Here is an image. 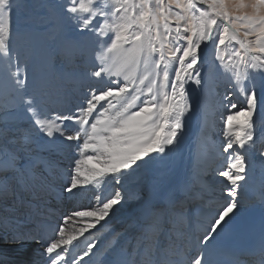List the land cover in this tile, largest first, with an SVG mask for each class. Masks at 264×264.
<instances>
[{
  "label": "snow or ice",
  "instance_id": "6c2138e0",
  "mask_svg": "<svg viewBox=\"0 0 264 264\" xmlns=\"http://www.w3.org/2000/svg\"><path fill=\"white\" fill-rule=\"evenodd\" d=\"M15 7L16 0H0V77L11 94L4 110H21L30 124L0 127V205L12 202L0 209V264H80L93 253L95 241L79 255L73 241L104 228L130 199L125 186L143 191V173L179 149L193 92L206 91L209 77L228 89L223 139L213 148L226 163L216 171L222 202H211L200 172L163 194L148 188L130 222L137 243L102 264H217L223 249L215 242L243 207L249 156L264 166V0L42 4L48 12L39 53L13 47L31 35L13 33ZM57 57L64 67L53 73ZM53 75L87 91L75 103L65 90L53 96L45 87ZM89 185L101 190L87 206L57 216ZM194 202L207 210L193 214ZM236 255L264 264V232L256 249Z\"/></svg>",
  "mask_w": 264,
  "mask_h": 264
},
{
  "label": "bare ground",
  "instance_id": "6f19581e",
  "mask_svg": "<svg viewBox=\"0 0 264 264\" xmlns=\"http://www.w3.org/2000/svg\"><path fill=\"white\" fill-rule=\"evenodd\" d=\"M15 32L17 31L13 33ZM44 35L45 34H43V36L41 35L43 38H39L38 35L31 34L27 44L24 40H13V47L18 50H23L26 46H30L34 50H36L35 48L43 49L45 46L43 41ZM35 43H38L37 45H40V47H35ZM63 67L62 61L57 57L54 60L53 73L61 70ZM217 83L227 87V82L224 79H216L215 82H213L212 78L209 77L206 91L201 89L193 92V111L187 117L179 149L170 154L163 163L143 173V191L137 189L134 185H126L125 191L130 194V199L127 200L123 206H117L115 213L111 215L106 222H102L105 224V227L100 228L98 225L97 228L99 231L95 229L90 230V232L85 233L83 237H78L77 240L73 241V251L77 255L87 250V242L95 241V247L93 249L94 254L90 253L80 264H102L103 261L122 253L124 249L123 246L129 238H133L134 240L132 246L137 243V231L131 227L130 222L139 213L144 199L148 198V188L157 187L159 191L166 187L171 189L176 185L190 181L198 172H200L201 177L202 174L208 173L211 175V179L214 182L213 185L210 183L207 184L210 189L208 197L213 204L216 201L222 202V191H219L221 188H225V184L220 182L222 178L216 175V169V171L213 170L209 172V169L206 171L207 162L213 159V157H216L215 155H209L208 151L212 146L211 143L218 145L223 139V132H221V130L223 131L222 120L221 118L218 120L213 115L219 112H222L220 115H223V112L225 113L226 111L222 103V96L225 91L216 93L213 90V85ZM45 87L47 90L52 89L57 92L61 90H65L68 93L75 92L77 97H80L81 93L87 91L86 84L60 81L55 79L54 75L49 77ZM195 87V85H192L193 89H195ZM52 95L55 96L56 94ZM234 97L236 102H242V98L239 94ZM10 99L11 94L3 78L0 77V125L8 122L6 125L9 127H15L16 125L24 128L29 127L30 122L25 119V114L21 110H4V106L9 103ZM205 123L208 129L206 130L205 128L203 133L201 128ZM218 127L221 129L220 132L216 129ZM259 147L260 145L258 143V148ZM57 159L60 160L63 168L69 167L70 161L67 156L57 157ZM249 160L252 165L249 169V178L247 182L243 184V187L239 189L243 207L236 215V218L239 216L242 217L249 208L252 209L254 216L246 230L249 233L255 232L258 235H262V232H264V186L261 181V174L264 178V166L259 163L258 158L249 156ZM201 168L203 169L202 172ZM100 190L101 189L96 186H87V190H81V194L76 198L64 201L59 206L60 212L57 213V216L69 213L74 207H78L75 205L79 202L82 204L81 207L87 206L92 201L94 192ZM102 190L105 195H109L112 191L111 186L104 187ZM11 203V201H8L7 205H0V209L11 205ZM251 203H253V205H251ZM197 207H203L207 210L208 204L193 205V207H190V211L195 214ZM9 211H11V208H9ZM51 222L56 223V220H52ZM69 231H71V228Z\"/></svg>",
  "mask_w": 264,
  "mask_h": 264
},
{
  "label": "rangeland",
  "instance_id": "374dc122",
  "mask_svg": "<svg viewBox=\"0 0 264 264\" xmlns=\"http://www.w3.org/2000/svg\"><path fill=\"white\" fill-rule=\"evenodd\" d=\"M58 2H59V0H16V7H15V9L12 13V17H11L12 31L14 32V31H26L27 30V31H30L31 34H35V35H38L39 38H43L42 36L44 34V28L46 26L48 9L46 7H40V5H42V4L47 5L49 3H58ZM43 41L45 44V37H44ZM35 44H36L35 47H40V45H37L38 43H35ZM35 49L38 51V53L43 50L42 48H35ZM213 90H214V92L219 93L220 91L226 92L228 89H227V87L223 86L222 84L217 83L216 85H213ZM48 91L54 95L57 93V91L52 90V89H48ZM78 98H79V96L77 97L75 92L69 93L70 102L75 103V102H77ZM239 103H242V102H239ZM220 114H222V112L221 113L220 112L215 113L213 115L215 118L220 120V118L222 116ZM223 114H224V112H223ZM6 124H8V122L2 123L0 125V127H3ZM205 125H206V123L203 124L202 128H201V130H203V133H204V130L206 128ZM207 129L208 128H206V130ZM216 129H218L219 132L221 130L220 127L216 128ZM221 132H223V131L221 130ZM214 133H216V132H214ZM221 141H220V143H221ZM220 143H218V144H220ZM211 144H212V146L210 147V150L208 151L209 155L210 156L215 155L216 157H213V159H210L207 162L208 165H207L206 171L209 169L210 170L209 172H211L215 169L218 170V169H223L224 167H226L224 155L214 154L213 148H214V145H216V144H214V143H211ZM204 167H206V166H204ZM202 180L206 184H209V183L211 185L214 184L213 180L211 179V175L208 173L202 174ZM261 181L263 182V186H264V178L262 177V174H261ZM219 191H222V188ZM212 199H214V198H212ZM196 204H200V203L194 202L191 206L192 207H193V205L196 206ZM81 205L79 202L77 206L81 207ZM87 243H89V242H87Z\"/></svg>",
  "mask_w": 264,
  "mask_h": 264
}]
</instances>
